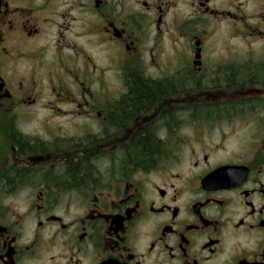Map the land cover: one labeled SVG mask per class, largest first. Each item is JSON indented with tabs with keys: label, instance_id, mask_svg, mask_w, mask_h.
<instances>
[{
	"label": "flooded vegetation",
	"instance_id": "1",
	"mask_svg": "<svg viewBox=\"0 0 264 264\" xmlns=\"http://www.w3.org/2000/svg\"><path fill=\"white\" fill-rule=\"evenodd\" d=\"M0 264H264V0H0Z\"/></svg>",
	"mask_w": 264,
	"mask_h": 264
}]
</instances>
